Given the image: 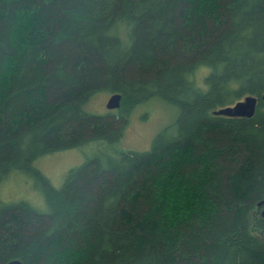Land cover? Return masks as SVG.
I'll return each mask as SVG.
<instances>
[{"label":"trees","instance_id":"trees-1","mask_svg":"<svg viewBox=\"0 0 264 264\" xmlns=\"http://www.w3.org/2000/svg\"><path fill=\"white\" fill-rule=\"evenodd\" d=\"M99 91L120 105L88 110ZM263 92L264 0H0V180L46 201L0 200V264H264ZM246 94L251 116L213 112ZM153 96L173 120L119 146ZM90 141L59 187L32 164Z\"/></svg>","mask_w":264,"mask_h":264},{"label":"rangeland","instance_id":"rangeland-1","mask_svg":"<svg viewBox=\"0 0 264 264\" xmlns=\"http://www.w3.org/2000/svg\"><path fill=\"white\" fill-rule=\"evenodd\" d=\"M25 21L24 18V21L18 22V33L26 29ZM200 75H197L198 84L203 87L202 74ZM109 95L110 93L105 91L95 93L87 103L88 110L97 113L114 111L116 108H107L105 104ZM176 112L177 107L173 103L158 96L135 104L129 111L119 146L130 149L148 148L155 133L171 122ZM100 146L97 141H90L55 150L38 156L32 164L40 169L55 187H59L68 170ZM0 200L3 202L25 200L38 209L46 208L39 181L33 175L20 169H12L0 180Z\"/></svg>","mask_w":264,"mask_h":264},{"label":"water","instance_id":"water-1","mask_svg":"<svg viewBox=\"0 0 264 264\" xmlns=\"http://www.w3.org/2000/svg\"><path fill=\"white\" fill-rule=\"evenodd\" d=\"M120 93L113 92L109 95L106 101L107 108H116L120 105ZM261 97L264 99V92L261 94ZM258 96L254 94H246L242 98L237 99L231 104H227L221 107H218L213 110L214 113H221L226 115H243L251 116L257 104ZM264 203V199H260L256 202L258 206ZM261 214L264 216V206L261 209ZM4 264H23L20 259L12 258L6 261Z\"/></svg>","mask_w":264,"mask_h":264},{"label":"clouds","instance_id":"clouds-1","mask_svg":"<svg viewBox=\"0 0 264 264\" xmlns=\"http://www.w3.org/2000/svg\"><path fill=\"white\" fill-rule=\"evenodd\" d=\"M203 71H204L205 73H207V72L210 71V69H207V68H206V69H204Z\"/></svg>","mask_w":264,"mask_h":264}]
</instances>
